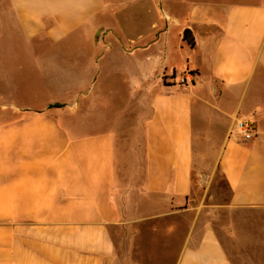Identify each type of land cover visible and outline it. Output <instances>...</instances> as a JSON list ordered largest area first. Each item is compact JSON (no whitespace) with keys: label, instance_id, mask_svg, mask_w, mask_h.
<instances>
[{"label":"crops","instance_id":"crops-1","mask_svg":"<svg viewBox=\"0 0 264 264\" xmlns=\"http://www.w3.org/2000/svg\"><path fill=\"white\" fill-rule=\"evenodd\" d=\"M176 4L179 37L187 28L194 39L193 47L180 39L181 74L161 56L127 58L119 70L142 105V149L125 180L121 127L104 123L115 43L95 39L106 0H0V25L13 23L30 49L15 60L12 44L0 48V264H115L110 227L173 214L188 215L174 264H231L190 204L194 147H219L213 166L232 206L264 208V0ZM152 41L118 44L131 57ZM61 46L80 49L77 59L37 56ZM235 119L256 136L230 133Z\"/></svg>","mask_w":264,"mask_h":264},{"label":"rangeland","instance_id":"rangeland-1","mask_svg":"<svg viewBox=\"0 0 264 264\" xmlns=\"http://www.w3.org/2000/svg\"><path fill=\"white\" fill-rule=\"evenodd\" d=\"M176 1L106 0L107 8L101 18L103 26L95 35L96 40L110 39L115 43L107 56L113 62L111 63L113 67L117 68L111 80L116 93L107 97V102H104L103 117L105 124L116 122L121 127L122 131L117 139V153L121 161L119 170L125 180L128 176L127 166L132 163L131 157L142 149L139 135L142 105L130 99L128 90L122 84L123 75L119 70L124 64L129 63L127 58L140 61L146 58L153 60L161 56L168 66L176 70V77L181 74L179 72L184 62L179 51L182 34L179 37V33L184 17L180 14L181 7ZM187 2L188 0H185V3ZM164 12L170 15L171 19L166 18ZM151 40H154L153 44L146 49L138 50L131 57L125 55L119 48L121 45L125 50H129L135 43L145 44ZM10 44L13 46L10 48L15 60L29 57L30 49L22 44V36L13 23H7L3 27L0 25L2 53L9 49L7 45ZM79 46L81 54H85L90 47L89 44L82 42L78 48ZM71 48L64 46L54 49L37 48L36 51L37 56L45 54L76 60L79 55L75 51L80 52V49ZM83 57L85 56L80 55V58ZM180 82L184 83L186 79ZM1 85L2 83H0L2 88ZM215 146L194 147L195 167L192 169L190 204L196 209L198 225L208 222L213 225L231 264H264V208L231 205L230 191L219 169L213 166L219 148ZM200 153L204 158L200 159ZM190 216L192 217V214ZM187 219L188 215L173 214L133 225L110 227L116 247L115 264H174Z\"/></svg>","mask_w":264,"mask_h":264},{"label":"built area","instance_id":"built-area-1","mask_svg":"<svg viewBox=\"0 0 264 264\" xmlns=\"http://www.w3.org/2000/svg\"><path fill=\"white\" fill-rule=\"evenodd\" d=\"M236 132L243 141H250L256 136V128L249 121L235 119L232 129L229 132Z\"/></svg>","mask_w":264,"mask_h":264},{"label":"trees","instance_id":"trees-1","mask_svg":"<svg viewBox=\"0 0 264 264\" xmlns=\"http://www.w3.org/2000/svg\"><path fill=\"white\" fill-rule=\"evenodd\" d=\"M181 40L190 47H193L194 45V39L192 37L191 31L187 28L182 31Z\"/></svg>","mask_w":264,"mask_h":264}]
</instances>
